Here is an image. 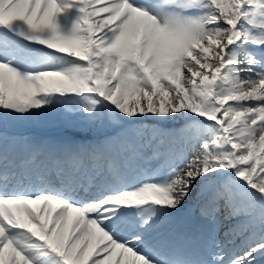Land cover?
Here are the masks:
<instances>
[{
  "label": "snow or ice",
  "instance_id": "1",
  "mask_svg": "<svg viewBox=\"0 0 264 264\" xmlns=\"http://www.w3.org/2000/svg\"><path fill=\"white\" fill-rule=\"evenodd\" d=\"M52 109L116 134H9ZM193 194L199 250L159 232ZM262 261L264 0H0V264Z\"/></svg>",
  "mask_w": 264,
  "mask_h": 264
},
{
  "label": "rangeland",
  "instance_id": "2",
  "mask_svg": "<svg viewBox=\"0 0 264 264\" xmlns=\"http://www.w3.org/2000/svg\"><path fill=\"white\" fill-rule=\"evenodd\" d=\"M60 20L62 23L63 18L61 17ZM76 127H81V128L88 129V130L93 129L95 131H99L100 129L108 130V128H95V129L89 128L81 124L76 118L67 117L62 111L52 109L37 117H34L30 121H26L14 127H11L9 129V132L11 135L16 136L15 130H22L24 134L22 133V137L16 136L17 138H19L21 141L25 140L26 138L27 140L32 139L31 143H39L40 145L45 146L46 148H49L48 145L51 140H54L55 143L58 144V148L70 147L71 145L74 148H77L80 146V143L77 144L75 142V139L71 136V131H73V129ZM33 129L37 131L38 134H41V136L43 135V133H47L48 136L43 137L42 138L43 141L39 142V140L38 141L35 140V137H36L35 135H38V134H33L32 133ZM30 134H32V136ZM48 138H51V140H49ZM102 142H103L102 140H99V143H102ZM17 153H19V148L17 149ZM197 199H198L197 196L193 194L192 200H197ZM165 223L166 222H164V224ZM211 232H212V228H211V231L208 230L206 237L204 238H208L211 235ZM173 239L179 240L180 238L173 236ZM180 244H184V243H180ZM184 245H187L193 248L194 250H199L197 247L198 245L197 241L195 244L188 241V243H185Z\"/></svg>",
  "mask_w": 264,
  "mask_h": 264
},
{
  "label": "trees",
  "instance_id": "3",
  "mask_svg": "<svg viewBox=\"0 0 264 264\" xmlns=\"http://www.w3.org/2000/svg\"><path fill=\"white\" fill-rule=\"evenodd\" d=\"M145 128L151 127V125L145 124L144 125ZM255 215L258 217L259 216V208H257L255 210ZM259 228V224L257 223L254 227L251 228L250 230V236H252L253 234L255 235L256 230Z\"/></svg>",
  "mask_w": 264,
  "mask_h": 264
},
{
  "label": "bare ground",
  "instance_id": "4",
  "mask_svg": "<svg viewBox=\"0 0 264 264\" xmlns=\"http://www.w3.org/2000/svg\"><path fill=\"white\" fill-rule=\"evenodd\" d=\"M222 238H223V236H222Z\"/></svg>",
  "mask_w": 264,
  "mask_h": 264
}]
</instances>
